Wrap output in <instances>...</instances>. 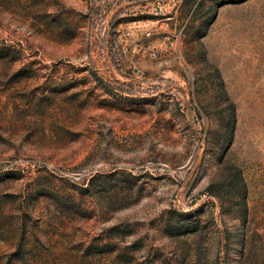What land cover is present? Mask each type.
Segmentation results:
<instances>
[{"label":"rangeland","instance_id":"374dc122","mask_svg":"<svg viewBox=\"0 0 264 264\" xmlns=\"http://www.w3.org/2000/svg\"><path fill=\"white\" fill-rule=\"evenodd\" d=\"M0 264H264V0H0Z\"/></svg>","mask_w":264,"mask_h":264},{"label":"trees","instance_id":"16d2710c","mask_svg":"<svg viewBox=\"0 0 264 264\" xmlns=\"http://www.w3.org/2000/svg\"><path fill=\"white\" fill-rule=\"evenodd\" d=\"M235 122H236V115L235 112L232 114V123H233V129L235 127Z\"/></svg>","mask_w":264,"mask_h":264}]
</instances>
